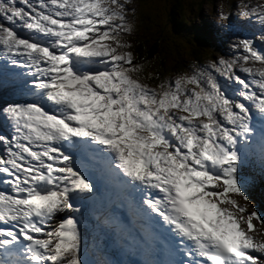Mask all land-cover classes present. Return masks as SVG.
I'll return each mask as SVG.
<instances>
[{
  "label": "snow or ice",
  "instance_id": "obj_1",
  "mask_svg": "<svg viewBox=\"0 0 264 264\" xmlns=\"http://www.w3.org/2000/svg\"><path fill=\"white\" fill-rule=\"evenodd\" d=\"M239 15L258 38L161 76L132 0H0V264H113L82 247L101 180L139 264H264V217L236 198L264 174V4Z\"/></svg>",
  "mask_w": 264,
  "mask_h": 264
},
{
  "label": "rangeland",
  "instance_id": "obj_2",
  "mask_svg": "<svg viewBox=\"0 0 264 264\" xmlns=\"http://www.w3.org/2000/svg\"><path fill=\"white\" fill-rule=\"evenodd\" d=\"M197 1L198 0H180V3H177L176 0H148L147 2H143L142 0H132V3L136 9V23H139L141 20H149V23L158 24L159 29H163L164 27L168 33H172H169L170 35L167 39L169 40V49L171 50V53L172 49L182 45L181 40L174 31L175 28L171 25L168 27V23L170 24L169 18L178 12L179 7H182L185 15H187V19L192 21L193 25L196 24L202 32L206 33V36L211 37V40L215 41L213 44L216 46V50L210 51V58L231 55V44L234 41L243 38H258L261 34L260 25L258 22L241 17L239 13L243 4H264V0H204L202 1L199 9L197 6ZM222 14L224 17L223 19H221ZM146 16H148V19ZM154 24L152 26H154ZM155 26L157 28V25ZM257 46L264 47V45H260L258 40ZM179 60L184 64V70H187L190 67V56L184 54ZM205 61L206 60L203 62ZM178 71L181 70L177 68V72ZM5 95L7 94L5 93ZM247 168L250 170H260L259 166H256L255 168L246 166V169ZM102 184L104 187L105 184ZM245 186H255L256 188L261 187V193L263 195L262 198L264 201L263 178L260 179L252 173L250 174L248 183H246ZM106 195H108V193ZM236 198L241 205L246 203L249 211H252L253 209L256 210L253 200L247 199L245 202L242 197ZM104 201L105 198L100 196V193H97L94 201L90 200L83 202L85 215L81 217L80 229L82 236V247L88 250L89 260L109 259L111 261V251L108 252L109 250H105L106 248L104 247L105 239L107 238L110 243H113L116 240L114 237L118 234V231H114L111 224L108 227L106 225V221L104 224L103 221L96 217L97 221L100 223L98 224L93 216L92 210L98 206H101ZM111 222L112 221H110V223ZM254 224L255 230L253 234L259 238L264 235V226L261 223H257L255 220ZM119 241L125 243L120 239ZM118 247L120 248L121 246ZM129 260L133 263L130 258ZM134 260H136V258H134Z\"/></svg>",
  "mask_w": 264,
  "mask_h": 264
},
{
  "label": "trees",
  "instance_id": "obj_3",
  "mask_svg": "<svg viewBox=\"0 0 264 264\" xmlns=\"http://www.w3.org/2000/svg\"><path fill=\"white\" fill-rule=\"evenodd\" d=\"M142 1L147 2L148 0ZM176 1L180 3V0ZM202 1L204 0L197 1L198 9ZM146 17L148 19V16ZM148 21L141 20L136 23L135 33L130 38L137 56L143 57L148 62L149 66L145 69L146 72L158 70L161 76L174 74L177 72V68L181 71L185 69L184 64L179 60L182 55L190 56L191 64L193 61L202 63L204 60L210 59V51L216 50V46L213 44L215 41H212L211 37L206 36V33L202 32L196 24L193 25L192 21L187 19L182 7H179L178 12L169 18L168 27L171 25L175 28L174 31L182 42L181 46L172 49V53L169 49V40H167L172 33L169 32V34L164 27L159 29L158 24L153 23L154 26H152L153 24ZM259 171L247 168L245 175L249 177L253 173L258 178L264 179V174ZM243 190L248 199L255 203L257 213L264 217L262 188L244 186ZM262 225L264 226V224Z\"/></svg>",
  "mask_w": 264,
  "mask_h": 264
},
{
  "label": "bare ground",
  "instance_id": "obj_4",
  "mask_svg": "<svg viewBox=\"0 0 264 264\" xmlns=\"http://www.w3.org/2000/svg\"><path fill=\"white\" fill-rule=\"evenodd\" d=\"M101 182L104 183L102 180ZM101 182L98 193H100V196L105 198V201L101 206H98L92 210L93 216L95 219L98 217V219L103 221L104 224L106 221V225L108 227L111 224L114 231H118V234L114 237L116 240L113 243H110L107 238L105 239V250H109L108 252L111 251L110 253L112 254V257L110 253L109 255L113 264H139V261L142 259V257L126 247V244L130 242V238L134 236L133 234H135L138 223L133 220L131 225L128 223L124 224L125 214L129 215L127 208L118 199L117 190L114 187H106L105 185L104 187L106 188H104ZM107 193L108 195H106ZM112 217H115L120 221L121 225L123 226L122 229L118 230L114 223H110V221H112ZM96 222L100 224L97 219ZM119 239L125 243H122L119 241ZM118 246L121 247L119 248ZM129 258L133 261V263L130 262ZM134 258H136V260H134Z\"/></svg>",
  "mask_w": 264,
  "mask_h": 264
}]
</instances>
